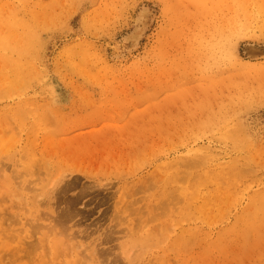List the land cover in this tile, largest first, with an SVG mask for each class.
I'll list each match as a JSON object with an SVG mask.
<instances>
[{"label":"rangeland","instance_id":"374dc122","mask_svg":"<svg viewBox=\"0 0 264 264\" xmlns=\"http://www.w3.org/2000/svg\"><path fill=\"white\" fill-rule=\"evenodd\" d=\"M0 264H264V0H0Z\"/></svg>","mask_w":264,"mask_h":264},{"label":"bare ground","instance_id":"6f19581e","mask_svg":"<svg viewBox=\"0 0 264 264\" xmlns=\"http://www.w3.org/2000/svg\"><path fill=\"white\" fill-rule=\"evenodd\" d=\"M149 25V24H148ZM138 30V29H137ZM137 32V31H136ZM137 35H139V34H137ZM131 36V35H130ZM135 36V35H134ZM137 37H139V36H137ZM136 38V37H135Z\"/></svg>","mask_w":264,"mask_h":264}]
</instances>
